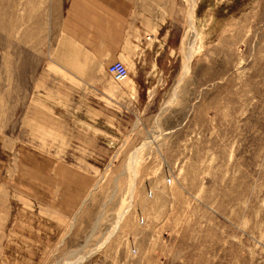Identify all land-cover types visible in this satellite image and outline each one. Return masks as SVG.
I'll list each match as a JSON object with an SVG mask.
<instances>
[{"label":"rangeland","instance_id":"374dc122","mask_svg":"<svg viewBox=\"0 0 264 264\" xmlns=\"http://www.w3.org/2000/svg\"><path fill=\"white\" fill-rule=\"evenodd\" d=\"M134 2L154 55L117 81L73 0H0V264H264V0ZM88 71L132 109L79 108Z\"/></svg>","mask_w":264,"mask_h":264},{"label":"crops","instance_id":"0c3cea01","mask_svg":"<svg viewBox=\"0 0 264 264\" xmlns=\"http://www.w3.org/2000/svg\"><path fill=\"white\" fill-rule=\"evenodd\" d=\"M135 0H73L71 22L76 24L77 46L80 48L79 58L76 62H101L113 61L146 62L150 61L153 54L150 44V30H158L157 8L148 4L140 5ZM154 26V27H153ZM80 78L86 79L87 83L97 85L95 90L103 91L98 99L102 105H93L94 101L80 106L86 110H108L104 98L116 101L124 105V109H132L124 102L130 93L118 92L122 98L115 99L105 93L103 78L95 72L88 71ZM92 80V81H91ZM90 81V82H89ZM117 94V93H115ZM133 96V95H132ZM90 98L85 100L90 101ZM83 100V99H82ZM93 100V99H92ZM115 103V102H114ZM83 105V103H80ZM95 104V103H94ZM134 104L135 109H144L143 103Z\"/></svg>","mask_w":264,"mask_h":264},{"label":"built area","instance_id":"2783aa9c","mask_svg":"<svg viewBox=\"0 0 264 264\" xmlns=\"http://www.w3.org/2000/svg\"><path fill=\"white\" fill-rule=\"evenodd\" d=\"M108 71L117 81H122L128 77L127 66L122 61H113L108 65Z\"/></svg>","mask_w":264,"mask_h":264},{"label":"bare ground","instance_id":"6f19581e","mask_svg":"<svg viewBox=\"0 0 264 264\" xmlns=\"http://www.w3.org/2000/svg\"><path fill=\"white\" fill-rule=\"evenodd\" d=\"M189 57V56H188ZM187 67H188V60H187V62H185V64H184V72H187ZM125 80V79H124ZM123 81V80H122ZM84 256V255H83ZM86 257V256H85ZM84 258V257H83ZM81 259L82 258H80V259H78L74 264H80V262H81Z\"/></svg>","mask_w":264,"mask_h":264}]
</instances>
